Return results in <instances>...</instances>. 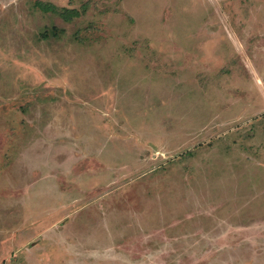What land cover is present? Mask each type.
<instances>
[{"label": "rangeland", "instance_id": "rangeland-1", "mask_svg": "<svg viewBox=\"0 0 264 264\" xmlns=\"http://www.w3.org/2000/svg\"><path fill=\"white\" fill-rule=\"evenodd\" d=\"M0 264H264V0H0Z\"/></svg>", "mask_w": 264, "mask_h": 264}, {"label": "trees", "instance_id": "trees-1", "mask_svg": "<svg viewBox=\"0 0 264 264\" xmlns=\"http://www.w3.org/2000/svg\"><path fill=\"white\" fill-rule=\"evenodd\" d=\"M35 4L43 12H55L56 10L55 7H53L52 5L42 4L40 2H36ZM70 13L75 14V12H70Z\"/></svg>", "mask_w": 264, "mask_h": 264}]
</instances>
